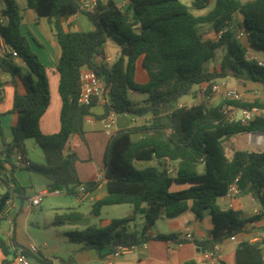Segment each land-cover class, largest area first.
<instances>
[{
    "label": "trees",
    "instance_id": "1",
    "mask_svg": "<svg viewBox=\"0 0 264 264\" xmlns=\"http://www.w3.org/2000/svg\"><path fill=\"white\" fill-rule=\"evenodd\" d=\"M38 16L48 17L60 46L56 66L59 75L58 92L61 98L59 130L44 134L39 119L50 102L46 68L31 48L28 37L21 31V12L16 0H4L0 12V36L5 44L16 50L17 57L0 56L1 74L19 78L24 93L15 92L12 111L16 122L12 138L6 141L0 122V220L6 201L17 195L25 199L24 188L14 173L18 168L14 157L20 154L28 162L24 168L39 173L51 181V191L75 195L79 180L75 151L65 150L70 135H83L85 117L94 115L88 105L78 102L80 69L87 67L101 76L109 87V99L103 105V118L109 111L128 113L137 117L149 115L138 125L114 133L104 153L103 175L107 194L95 201L91 212L100 213L104 205L128 203L132 213L112 218L105 225H86L66 232L70 242L81 243V249H95L101 256L110 253L117 244L137 246L151 238L147 233L161 217L174 218L191 210L201 219L210 211L213 226L211 239L196 242L197 247L208 246L244 230L248 221L264 219V151L235 149L227 157L220 148L225 135H240L264 131V115L247 123L228 121L222 117L221 106H210L201 100L192 105L177 106L179 99L192 93V88L203 82L211 84L218 78H235L260 83L264 87V65L248 58L250 50L264 51V0H215L213 7L203 15H195L180 0H128L127 9H120L115 0H98L93 14L85 13L94 25L91 30H65L62 22L80 12L79 0H25ZM210 0H193L192 7L203 9ZM239 14L242 24L235 25ZM202 24H210L217 38H205ZM239 28V29H238ZM241 31L242 36L237 37ZM112 39L120 46L115 62L97 63L94 57L102 54L103 45ZM222 54L218 66L210 67L215 51ZM20 58L27 72L14 62ZM147 74V81L134 80L136 61ZM209 91V87L207 91ZM130 94L136 95L132 97ZM145 95L144 98L139 96ZM238 107L252 106L264 109L258 100L228 101ZM0 113V117H1ZM140 134L137 138L133 135ZM33 138L40 147L43 163L26 158L25 141ZM177 162L175 173H167L162 158ZM156 159L157 166L138 168L135 161ZM203 164V171L197 167ZM238 178L241 194H250L260 210L243 218L234 209H220L216 198L223 196L228 185ZM97 182L86 183L91 190ZM183 186L172 190V186ZM137 215L143 222L139 231L128 225ZM81 213L71 209L55 215L52 224L77 220ZM161 240L177 241L174 233L157 234ZM11 245V244H10ZM10 245L0 235L3 264H14L8 259ZM21 247V253L29 251ZM36 260L41 259L35 257ZM236 264H264L260 242L241 241L235 250ZM191 264V263H185Z\"/></svg>",
    "mask_w": 264,
    "mask_h": 264
},
{
    "label": "crops",
    "instance_id": "2",
    "mask_svg": "<svg viewBox=\"0 0 264 264\" xmlns=\"http://www.w3.org/2000/svg\"><path fill=\"white\" fill-rule=\"evenodd\" d=\"M116 5L120 9H127L128 0H115ZM191 4V6H190ZM188 5L192 12L193 10H201L195 9L192 7V2ZM210 4V3H209ZM19 5V3H18ZM187 5V4H186ZM209 6V5H208ZM207 6V7H208ZM205 7V8H207ZM5 8L4 5L0 8V12ZM21 12V31L28 37L31 48L37 53L40 61L46 68V75L48 78V87L50 93V102L45 112L39 119V128L40 131L44 134H52L59 130L60 122H59V113L61 108V98L58 92V81L59 75L56 70V66L58 63V59L61 53L60 46L56 39L55 34L52 31L51 23L48 17L38 16L33 9L29 8L26 5L25 1H22V4L19 5ZM203 8V9H205ZM211 9V8H210ZM209 9V10H210ZM208 10V11H209ZM207 11V12H208ZM201 12H193L195 15H203L206 14ZM79 14H83L88 18V16L83 12H77L76 14L68 17L62 22L63 28L65 30H91L94 28V25L90 29H83L82 21L79 19ZM240 15L236 14L234 19L237 20ZM73 20L72 23H69ZM91 22V20L88 18ZM206 28V27H204ZM213 35H210V39L217 38V33L213 30ZM208 38V37H206ZM2 37L0 36V46L4 45ZM256 52V51H255ZM2 54L0 53V56ZM102 55L106 57L105 63L112 64L116 60L109 54L108 45H103ZM14 62L18 65L22 66V72H27L26 65L21 61L20 58H13ZM138 68H142L141 66V58L136 61L135 67V75L134 80H142L144 83L147 81L143 78L142 74H137ZM143 69V68H142ZM144 70V69H143ZM145 71V70H144ZM147 76V75H146ZM241 86L230 87L235 88L241 95V100L246 101V96L244 91L247 87H252L253 84L257 82H252L249 80L239 79ZM1 82L0 85V113L2 114L0 117L1 127L3 131V137L6 141H10L12 138V126L16 122L17 115L12 111V100L15 92L24 93V87L19 80V78H12L8 73L1 74ZM251 82V83H249ZM208 83L203 82L198 85L203 89ZM252 84V85H250ZM200 94V93H199ZM133 98L136 95L130 94ZM200 97V95H196ZM223 99V102L219 104L220 106L227 102L226 99ZM139 98H144L139 96ZM178 104H182L180 101ZM183 105V104H182ZM104 111L103 103L96 101L95 105L91 108V112L94 115H100ZM94 115H90L88 120H84L83 122V135L72 134L70 135L68 142L66 144L65 150H73L77 154V161L75 162L77 174L79 177L81 185H85L89 182H97V184L91 189L88 190L83 199H79L76 195L66 194L61 191H51V181L47 177L27 170L25 168H18L14 175L18 180L19 184L24 188V193L26 195L25 199H21V197L14 195L11 197L10 205L8 210L3 213L2 220H0V235L6 240V242L10 245V255L8 259L13 260L15 255L21 253V247L27 249L28 245H34L31 242V227L28 223V211L33 207L28 206V201L31 197L35 195H40V202L42 197L44 196H52L53 198H63L66 200L67 197H63L66 195H72L76 198L77 203L89 202L90 209L85 214L81 210L74 208L76 211L81 213V217L87 218L88 225L91 221L92 217H98L91 212L92 205L95 201L102 199L106 196V179L103 175V166H104V153L107 148V145L110 140V136H108L103 128V124L100 121L101 118H98ZM149 119V115H145L142 117H137L131 114L118 115L116 117L115 124L112 128V135L119 130L127 129L129 127L140 124L141 122H145ZM134 138L140 136V134L133 135ZM3 145L0 142V155L1 149ZM25 149H26V158L34 163H43L44 156L43 153L35 142L33 138H28L25 141ZM33 153V156H32ZM102 161V162H101ZM136 166L143 168L146 166H157L158 162L156 159L145 160V161H135ZM171 163L177 167L176 161H171ZM199 172L203 171V164H199L197 167ZM173 187V186H172ZM183 186L174 185V188L180 189ZM27 188L33 190V194H27ZM172 189V188H171ZM175 189V190H176ZM241 195L245 197L242 198ZM247 199H252L250 194H239L237 199L235 200L234 210L240 212V216L242 214V208L246 205ZM253 200V199H252ZM253 209L243 218H248L253 216L254 214L259 213V206L256 201L253 200ZM215 204L220 209H228L227 201L225 196H220L216 198ZM248 205V204H247ZM105 206V205H104ZM51 209L55 210V206H50ZM237 208V209H236ZM127 215L132 213V206L127 210ZM53 215V219H54ZM80 217V218H81ZM141 222H143L142 216ZM242 217V216H241ZM112 218H102L100 219V225H105ZM156 223H162L161 225H157ZM70 225H73L75 229H82L86 225H75L72 221H69ZM50 226L57 227L52 223H49ZM213 226L211 214L209 210L204 212V215L201 219H197L191 210H186L182 214L178 215L174 218H166L161 216L153 225V227L147 231L151 235V238L146 240V246L143 247L141 245H137L130 251L122 254L121 256L114 259L113 264H236L235 261V250L237 244L241 241H250V242H260L261 247L264 252V219L248 221L244 225V230L235 234V239L231 240L230 237L217 242L213 248V258H206L203 255V252L197 251V246L186 240L184 235L186 233H191L195 237L199 239L209 240L210 229ZM74 230V229H70ZM141 229V228H140ZM139 229V230H140ZM58 231L57 229H55ZM67 231V232H68ZM174 233L176 235V240H161L155 238L157 234H169ZM59 235H63V233L59 232ZM66 236V232L64 233ZM67 237V236H66ZM68 239V238H67ZM76 243V242H74ZM78 247H70L68 248V252L64 254L66 260L63 262H67L68 264H105L106 259L109 255V252L104 250L101 256L95 249H81V243H78ZM36 246V245H35ZM37 247V246H36ZM38 252L31 253L29 252L28 259L30 261V257H39L41 259L38 260L40 264H54L52 259H48L47 257H43L41 255V250L37 247ZM51 251L52 253H58L59 249L57 247H52L47 249V252ZM210 251V250H208ZM47 252L44 254L47 255ZM4 256L0 250V264H3ZM31 263V261H30ZM15 264V263H14ZM32 264V263H31Z\"/></svg>",
    "mask_w": 264,
    "mask_h": 264
},
{
    "label": "rangeland",
    "instance_id": "3",
    "mask_svg": "<svg viewBox=\"0 0 264 264\" xmlns=\"http://www.w3.org/2000/svg\"><path fill=\"white\" fill-rule=\"evenodd\" d=\"M22 1L25 0H16V2L19 3V5L22 4ZM180 1L184 4L189 5L190 2H192L193 0H180ZM214 3L215 0H210V4L207 8L201 10H193V12L205 13L210 8L213 7ZM3 5H4V0H0V8ZM239 17L240 18L234 21L236 26L242 24L241 16ZM79 19L82 21L81 24L83 29H90L92 27L93 23L90 22L88 18L83 14H79ZM199 29L205 38L206 37L210 38V35L211 36L213 35L210 24H202L199 27ZM104 45H108L109 54L113 57L114 60H116L120 54L119 44L112 39H108L104 43ZM221 54L222 52L220 49H217L215 51V57H214L215 59L210 61L209 64L210 67L219 65ZM249 54H254L258 59H262L264 61V51L253 52L252 50H250ZM138 69L139 70L137 74L141 73L143 78H145L146 80L147 79L146 72L142 68H138ZM135 80L138 82H143L142 80H138L137 76ZM213 82L217 83L221 88L241 86L239 80H237L235 77L230 75L222 78H218ZM203 94L204 93L202 92V89L200 87L198 88V85H195L192 88V93L181 97L179 101L183 105H192L198 103L201 100L207 101L205 99L206 96L203 99ZM205 94H208V96L210 97L209 101H207L208 105L210 106H218L223 102V99L219 95L212 94L210 91H208ZM244 94L247 97L246 101L253 102L254 100H258L259 102L264 104V87L260 83H255L252 85V87H247L244 91ZM196 95H200V97H197ZM141 97H145V95H141ZM220 148L222 149L224 155L227 157H230L235 149H252L255 151H259V150L264 151V134H255L252 132V133H245L240 135H225L220 139ZM175 189L176 188H174L173 186L172 190ZM0 190H1V186H0ZM26 191L28 195L33 194V190H31L30 188H27ZM63 197H67L66 200L60 197L53 198L52 196H44L42 197L41 202L37 206H34L32 209L28 211V223H31L30 224L31 236H32L31 242L41 250V255L43 257L52 259L54 264H68L67 262H63V260L64 261L66 260L64 254L68 252V248L78 247L79 244L70 242L67 239V237L64 235V233L69 230L68 228L75 229L73 225L68 224L69 222H63V224L57 225V227H53L49 225V223H52L53 221V215H61L74 208H77L86 214L90 209L89 202L77 203L76 198L72 195H66ZM241 197L244 198L245 196L241 195ZM253 203L254 202L252 199H247L246 205H244L242 208V214H243L241 215L242 217H244L245 215L251 212V210L253 209ZM50 206H55L56 209L53 210L50 208ZM130 206L131 205L128 203L105 205L103 206L100 215L98 217H92L89 224L98 226L101 224L100 219L102 218L125 217L128 214L127 210L129 209ZM141 221L142 220L140 215H137L135 219L129 223L128 228L130 230L139 231L142 225ZM156 224L161 225L162 223H156ZM55 229H57L58 231H56ZM59 232L63 233V235L60 236ZM52 247H57L59 249V252L58 253H55L56 251L54 253H52L51 251L47 252V249H50ZM46 252L47 255L45 256L44 254ZM30 261L32 264H40L34 256L30 257Z\"/></svg>",
    "mask_w": 264,
    "mask_h": 264
},
{
    "label": "built area",
    "instance_id": "4",
    "mask_svg": "<svg viewBox=\"0 0 264 264\" xmlns=\"http://www.w3.org/2000/svg\"><path fill=\"white\" fill-rule=\"evenodd\" d=\"M80 3V12L83 13H90L93 14L98 0H79ZM72 16V15H71ZM73 20H71L69 23H72ZM242 36V32L239 31L237 33V37L240 38ZM0 53L2 55H10L12 57H17L16 50L10 48L7 44L0 46ZM248 58L255 59L259 65H264V61L262 59H258L254 54H248ZM106 57L102 54H97L94 57V61L97 63H105ZM80 93L78 102L82 105H88L92 102L93 98L96 97L98 102H102L103 105L107 103L109 99V87L106 85L104 79L99 76L94 70L82 67L80 69ZM209 87V91L212 94L216 95H222V97L228 101H235L241 99L240 93L235 88L230 87H224L221 88L217 83L212 82L211 84H207L203 89V99L206 96V100L209 101L210 97L207 93V88ZM177 106H182V104H177ZM220 112L222 114V117L228 121L238 122V123H247L249 121H252L255 117L264 115V109H261L260 107L252 106L250 108H244V107H238L234 105L232 102H225L221 105ZM128 113H121L117 114L114 111H109L105 117L101 118L100 121L103 124V128L105 133L110 136H112V128L115 124L116 117L118 115H125ZM89 116L85 117L84 120H88ZM15 164L21 168H24L28 165V162L23 160L22 156L20 154H16L14 157ZM162 163L164 164V168L166 169L167 173L170 175H173L175 173V166L171 163V160L164 157L162 158ZM238 178H235L233 182H231L225 193L224 196L227 201V206L230 209H233L235 206V200L237 199L238 195L240 194V189L237 185ZM87 192L85 185H78L75 188V195L79 199H83L85 194ZM40 195H35L31 197L28 201L29 207L37 206L40 203ZM11 199V198H10ZM10 199L6 201L5 207L3 209L2 213H5L8 210V207L10 205ZM184 238L192 243L196 242H202L203 239H199L192 235L191 233H186L184 235ZM231 240L235 239V235L230 236ZM141 246L145 247L146 242H142L140 244ZM136 246H126V245H115L112 249V251L109 253L106 263L105 264H113L114 259L121 256L122 254L130 251ZM27 250L31 253L38 252V249L35 245H28ZM203 255L206 258L212 259L214 254L213 251H204ZM14 263L15 264H31L28 257L23 253H18L14 257Z\"/></svg>",
    "mask_w": 264,
    "mask_h": 264
},
{
    "label": "water",
    "instance_id": "5",
    "mask_svg": "<svg viewBox=\"0 0 264 264\" xmlns=\"http://www.w3.org/2000/svg\"><path fill=\"white\" fill-rule=\"evenodd\" d=\"M253 133H255V134H264V131H261V132H253ZM72 223L75 224V225H86L88 223V219L87 218H84V217H81V218H79L77 220L72 221ZM216 243L217 242H211L208 246L198 247L197 248V251H201V252H204L206 250L212 251L213 248H214V245Z\"/></svg>",
    "mask_w": 264,
    "mask_h": 264
}]
</instances>
